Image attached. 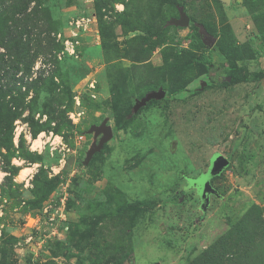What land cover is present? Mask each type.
<instances>
[{
	"label": "rangeland",
	"instance_id": "rangeland-1",
	"mask_svg": "<svg viewBox=\"0 0 264 264\" xmlns=\"http://www.w3.org/2000/svg\"><path fill=\"white\" fill-rule=\"evenodd\" d=\"M103 6L120 44L117 109L94 0H0V264H194L252 207L264 210V0ZM181 13L186 27L172 23ZM180 51L194 71L168 69L163 53ZM102 124L113 135L88 161ZM218 155L230 163L205 203L194 181Z\"/></svg>",
	"mask_w": 264,
	"mask_h": 264
},
{
	"label": "trees",
	"instance_id": "trees-1",
	"mask_svg": "<svg viewBox=\"0 0 264 264\" xmlns=\"http://www.w3.org/2000/svg\"><path fill=\"white\" fill-rule=\"evenodd\" d=\"M104 0H94L96 5V15L98 18V27L100 32V37L102 40V50L104 52L106 62L108 64V73L112 81L111 91L115 96L114 109H117L118 98L120 94L124 92V81L122 80L123 72L121 68L114 62L115 58L112 55L115 53H120V44L116 39L114 30L110 29L105 25L103 21L102 8ZM147 32L154 37L161 34L160 31L147 30ZM216 49L221 51L220 46ZM222 52V51H221ZM223 53V52H222ZM165 58L166 66L174 69L179 66L186 67L190 62V67L188 71H194L192 62L194 61L190 58V55L186 54V51H180L176 54L163 53ZM224 54V53H223ZM232 67H236V62L230 56L224 55ZM205 62H209L207 58H204ZM170 63V64H169ZM205 67V64H202ZM152 69V68H150ZM149 70V68H148ZM150 71V70H149ZM208 72V68H205L204 73ZM264 77V74L261 75ZM231 84L239 83L240 80L236 77L231 76ZM186 86H180L177 84L172 85V92L178 93L184 91ZM117 95V96H116ZM119 96V97H118ZM155 100L150 102L154 103ZM134 111L127 109L121 120H117L115 124V131L120 130L124 125L128 124L134 118ZM1 117V114H0ZM1 131H6L0 129ZM0 131V133H2ZM38 132H36L33 137L36 138ZM42 172H38L35 176L33 183L35 186L34 193H40L37 179L40 177ZM46 185L42 187L43 192H41V197L37 202V205H41L44 200L54 191L59 183L58 176L52 177L48 180L46 178ZM264 210L258 206L252 207L244 217L234 223L229 231L221 237L218 242L213 244L211 247L207 248L202 255L195 261L194 264H264Z\"/></svg>",
	"mask_w": 264,
	"mask_h": 264
},
{
	"label": "water",
	"instance_id": "water-1",
	"mask_svg": "<svg viewBox=\"0 0 264 264\" xmlns=\"http://www.w3.org/2000/svg\"><path fill=\"white\" fill-rule=\"evenodd\" d=\"M173 24L180 25L182 27H186L189 25V18L184 14L181 13V19L180 20H173ZM165 96V91L160 89L157 92H150L148 93L143 99L137 100L136 105L134 106V113H137L138 110L144 106H146L149 102L156 99H161ZM94 131H96V134H103V137L100 141V144L98 146H93L91 151L89 152L88 161L92 158V156L99 152L104 144L108 142V140L111 139L113 135V130L111 127L106 126V124H102L99 127L93 128ZM74 163V159L70 160L69 165ZM229 160L221 155L216 156L212 160L211 168L209 172L206 175H203L200 179H197L194 181V184H197L199 193L201 198L205 201V203L208 202L207 195L212 192V188L210 185L211 179L214 177L220 175L225 168L229 165Z\"/></svg>",
	"mask_w": 264,
	"mask_h": 264
},
{
	"label": "bare ground",
	"instance_id": "bare-ground-1",
	"mask_svg": "<svg viewBox=\"0 0 264 264\" xmlns=\"http://www.w3.org/2000/svg\"><path fill=\"white\" fill-rule=\"evenodd\" d=\"M35 144H40V140L36 141ZM27 172H29L28 170L26 171V169L24 170V174H26Z\"/></svg>",
	"mask_w": 264,
	"mask_h": 264
},
{
	"label": "built area",
	"instance_id": "built-area-1",
	"mask_svg": "<svg viewBox=\"0 0 264 264\" xmlns=\"http://www.w3.org/2000/svg\"><path fill=\"white\" fill-rule=\"evenodd\" d=\"M67 45H69L68 42H67Z\"/></svg>",
	"mask_w": 264,
	"mask_h": 264
}]
</instances>
